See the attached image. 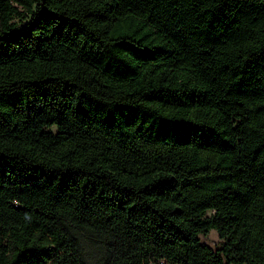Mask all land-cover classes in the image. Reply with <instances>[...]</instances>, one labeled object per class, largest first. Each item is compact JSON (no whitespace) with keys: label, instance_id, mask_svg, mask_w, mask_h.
Instances as JSON below:
<instances>
[{"label":"trees","instance_id":"16d2710c","mask_svg":"<svg viewBox=\"0 0 264 264\" xmlns=\"http://www.w3.org/2000/svg\"><path fill=\"white\" fill-rule=\"evenodd\" d=\"M162 260L264 264V0H0V264Z\"/></svg>","mask_w":264,"mask_h":264},{"label":"rangeland","instance_id":"374dc122","mask_svg":"<svg viewBox=\"0 0 264 264\" xmlns=\"http://www.w3.org/2000/svg\"><path fill=\"white\" fill-rule=\"evenodd\" d=\"M201 238L204 242L208 243L215 249H219L223 243V240L220 238L217 230H211L207 235L202 234Z\"/></svg>","mask_w":264,"mask_h":264},{"label":"built area","instance_id":"2783aa9c","mask_svg":"<svg viewBox=\"0 0 264 264\" xmlns=\"http://www.w3.org/2000/svg\"><path fill=\"white\" fill-rule=\"evenodd\" d=\"M160 264H168V262L166 260H162Z\"/></svg>","mask_w":264,"mask_h":264}]
</instances>
